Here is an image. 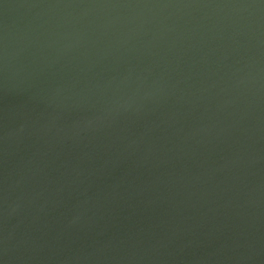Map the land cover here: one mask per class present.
<instances>
[{
  "label": "water",
  "instance_id": "95a60500",
  "mask_svg": "<svg viewBox=\"0 0 264 264\" xmlns=\"http://www.w3.org/2000/svg\"><path fill=\"white\" fill-rule=\"evenodd\" d=\"M0 264H264V0H0Z\"/></svg>",
  "mask_w": 264,
  "mask_h": 264
}]
</instances>
